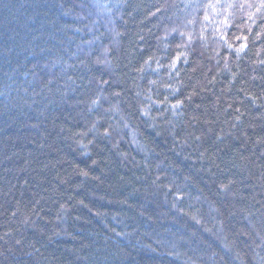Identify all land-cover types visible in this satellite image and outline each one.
I'll use <instances>...</instances> for the list:
<instances>
[{
	"label": "trees",
	"instance_id": "trees-1",
	"mask_svg": "<svg viewBox=\"0 0 264 264\" xmlns=\"http://www.w3.org/2000/svg\"><path fill=\"white\" fill-rule=\"evenodd\" d=\"M0 264H264V0H0Z\"/></svg>",
	"mask_w": 264,
	"mask_h": 264
}]
</instances>
